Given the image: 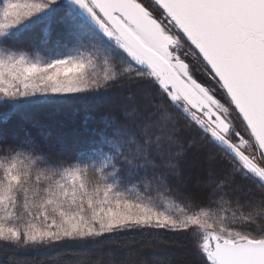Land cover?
<instances>
[{
    "label": "snow or ice",
    "instance_id": "6c2138e0",
    "mask_svg": "<svg viewBox=\"0 0 264 264\" xmlns=\"http://www.w3.org/2000/svg\"><path fill=\"white\" fill-rule=\"evenodd\" d=\"M53 32L59 51L30 59ZM114 88L128 99L99 116L86 149L41 120L39 141L0 135V251L137 264L118 237L171 233L190 236L194 264H264V0H0L3 105Z\"/></svg>",
    "mask_w": 264,
    "mask_h": 264
},
{
    "label": "trees",
    "instance_id": "16d2710c",
    "mask_svg": "<svg viewBox=\"0 0 264 264\" xmlns=\"http://www.w3.org/2000/svg\"><path fill=\"white\" fill-rule=\"evenodd\" d=\"M35 34L44 38L42 29H37ZM47 39L46 46L24 50L31 58L45 56L46 60H49L51 55H55L59 50L55 47L57 40L55 32ZM89 72L103 77L105 69L102 65H97L94 69L90 68ZM127 99L125 88H114L85 98H62L58 103L41 110L27 108L11 110L0 102V135L21 142L39 141L42 138L41 132L34 127V122L41 120L53 138L59 139L73 150L86 149L92 139L91 130L99 126V116L115 111L118 107L117 102H126ZM5 111L8 112L7 119L2 118ZM48 112H55L56 118L48 119ZM85 113H90L91 118L86 119ZM220 158L223 159L222 156ZM165 206L172 214L180 215L182 205L178 200L169 198ZM133 243L136 247L129 252V245ZM114 247L118 250L121 260L130 257L137 261V264H143L145 261H150L151 264H194V261L199 259L193 255L195 245L187 234L154 233L152 236H141L130 233L118 237ZM88 255L87 250L79 248L43 251L14 249L0 251V264H74L77 259Z\"/></svg>",
    "mask_w": 264,
    "mask_h": 264
},
{
    "label": "rangeland",
    "instance_id": "374dc122",
    "mask_svg": "<svg viewBox=\"0 0 264 264\" xmlns=\"http://www.w3.org/2000/svg\"><path fill=\"white\" fill-rule=\"evenodd\" d=\"M29 58H30V59H33V60L39 59L41 63H44V62H47V61H48V60H46L47 57H45V56H38V57H36V58H31V57H29Z\"/></svg>",
    "mask_w": 264,
    "mask_h": 264
},
{
    "label": "flooded vegetation",
    "instance_id": "af4514ba",
    "mask_svg": "<svg viewBox=\"0 0 264 264\" xmlns=\"http://www.w3.org/2000/svg\"><path fill=\"white\" fill-rule=\"evenodd\" d=\"M203 79V77H201ZM210 86V85H209Z\"/></svg>",
    "mask_w": 264,
    "mask_h": 264
}]
</instances>
